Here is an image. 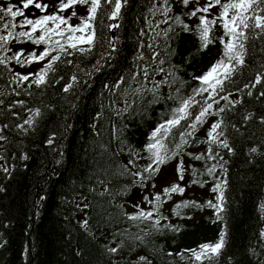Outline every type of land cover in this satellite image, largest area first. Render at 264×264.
<instances>
[{
    "label": "trees",
    "instance_id": "obj_1",
    "mask_svg": "<svg viewBox=\"0 0 264 264\" xmlns=\"http://www.w3.org/2000/svg\"><path fill=\"white\" fill-rule=\"evenodd\" d=\"M4 2L0 0V4ZM45 2L51 4L56 0ZM11 3L17 4L18 0H11ZM151 3L152 0H127L116 21H108L101 10L105 24L117 23L119 27L111 32L104 28L102 33L98 29V37L102 35L103 39L98 40L90 55L73 53L69 57L73 60L72 65H57L58 83L43 89L33 87L30 97L23 94L19 97L11 94L0 97L4 101L0 105V127L4 124L10 126L5 130L8 139L0 142V157H4L0 159V165H6L11 170L10 176L0 171V187L4 189L0 192V264H110V258L102 246L113 239L112 232L129 226L118 205L123 204L128 212L134 211L127 202L138 201L141 191L132 188L127 195H116L131 184L132 178L120 175L122 165L128 161L127 148L121 153L118 142L112 139V123L115 122L118 128L127 124V142L134 148L142 149L148 132L156 125L165 105L161 103L147 108L143 115H136L137 110L133 109L132 114L121 121L110 110L114 99L118 102L117 107L122 106L119 91L114 88L109 91L105 85L112 86L124 78L127 83L120 87L125 88L131 83L129 76L144 66L145 62L138 60V54L143 53L146 60L150 56L146 46L153 34L149 23L154 24L160 19L151 15ZM79 9L83 15L86 14L84 8ZM175 11H180L179 6ZM187 22L194 25L196 20L193 18ZM71 23L76 24L78 20L75 18ZM164 27L167 25H161V28ZM141 32L145 35L141 36ZM220 34L218 30L217 35ZM106 40L116 42L117 50L110 56ZM170 43L177 54L165 56L169 61L165 68L167 70L169 64L180 66L176 72L179 77L176 86L186 81L182 94H187L198 84L193 76L201 75L219 58L221 45L217 41L206 51L197 52L198 42L187 33L181 34L179 39L173 38ZM142 44L145 45L143 48ZM247 49V66L242 73L233 77L232 83L226 84L227 91L233 93L230 99L241 102L222 114L226 138L235 150L233 155L225 156L229 161L226 165V212L222 214V220L216 222L213 210L207 207L202 211L185 209L186 215L192 219L172 218V223L181 227L179 233L167 232L162 236L148 237V247H142L135 253L149 255L152 264H193L187 252L183 260L175 253L197 248L201 243L215 242L221 228L227 231L226 246L215 264L264 262V241L259 237L260 231L264 230V212L261 211L264 204V124L260 123L261 117H264V97H260L264 83L251 89L252 96H248V89L244 88L245 84L254 82L257 73H264V37L253 39L250 36ZM101 54L107 58L101 60L102 67L90 77L76 67L79 65L81 69L91 70L101 59ZM206 63L209 65L204 68ZM21 70L17 68V71ZM74 72L79 77V83L64 93L62 86ZM6 81L5 75V79L0 80V91L10 93L11 88ZM164 91L166 93L168 89ZM19 99L27 102L26 107L40 108L42 111L35 127L28 129L27 133L14 127L15 123H22V119L17 121L7 111L9 104ZM220 103L223 105L224 101ZM14 111L20 113L22 118L28 114L26 109L19 107ZM249 112L253 113V118L245 122L243 117ZM50 136L55 137L51 145L47 143ZM203 147L200 146L201 149ZM251 147H256L257 153H250ZM24 156L27 159H22ZM144 163L146 161H140V164ZM196 166L201 167L199 162H196ZM169 167L171 171L172 166ZM101 181L104 183L101 184ZM104 185L111 189L110 194L101 195ZM210 187V183L203 189L193 186L183 198L200 202L211 199L214 194L209 191ZM183 198L175 196L173 200L179 202ZM171 203L164 206L166 215H170ZM85 204L89 207L82 210ZM85 219L88 220L87 230L81 227ZM130 231L136 232L137 229L131 228ZM120 239L119 236L115 237L116 243ZM125 244L127 246L128 242L125 241ZM160 248L163 251H159ZM168 251L174 255L167 256ZM121 264L125 262L122 260Z\"/></svg>",
    "mask_w": 264,
    "mask_h": 264
},
{
    "label": "snow or ice",
    "instance_id": "obj_2",
    "mask_svg": "<svg viewBox=\"0 0 264 264\" xmlns=\"http://www.w3.org/2000/svg\"><path fill=\"white\" fill-rule=\"evenodd\" d=\"M126 3L127 0H56L51 4L45 0H18L17 4H13L11 0H5L0 4V80L7 76L6 83L11 92L0 91V97L8 94L30 97L33 87L43 89L54 86L59 82L56 79L57 65H72L73 60L69 57L73 53L90 55L98 40L103 39L102 35L98 37V29L102 33L104 28L111 32L119 27L117 23L105 24L101 10L108 21H116ZM77 6L84 8L86 14L78 15ZM177 6L180 8L179 12L175 11ZM50 8L53 10L49 11ZM29 10L30 14L26 15ZM149 11L153 18L160 17L154 24L149 23L153 33L149 37L151 42L146 45L150 56L146 60L143 53L138 54L137 58L145 62L144 66L139 72L129 76L131 83L125 88L120 87L127 83L124 78L112 86L105 85L109 91L113 88L119 91L122 106L117 107L118 102L114 99L110 110L121 121L126 115H131L133 109L137 110L136 115H143L147 108L161 103L165 105L164 110L159 113L156 125L148 132L142 149L134 148L127 142V124L118 128L115 122L112 123V139L118 142L121 153L127 148L128 161L122 165L123 171L120 175H129L132 178L131 184L126 185L116 195H127L132 188L141 191L138 201L127 202L134 211L128 212L123 204L118 205L129 226L112 232L113 239L102 246L110 258V264H121L122 260L125 264H152L149 255L135 253L142 247H148V237L162 236L167 232L179 233L181 227L173 224L172 218L192 219L186 215L185 209L202 211L207 207L213 210L214 222L222 220V214L226 212L225 192L228 187L226 165L229 161L225 156H231L235 151L226 138L222 114L231 111L241 102L230 99L233 93L227 91L226 84L232 83L233 77L242 73L247 66L249 37H264V0H203V3L201 0H152ZM73 18L78 23H71ZM193 18L197 23L193 25L187 22ZM161 25L167 27L161 28ZM218 30L222 34L217 35ZM184 33L195 37L198 42L197 52L206 51L217 41L221 45L219 58L201 75L193 76L198 84L187 94H182L186 81H181L176 86L179 80L176 72L180 66L169 64V68H165V64L169 63L165 56L177 54L170 41L173 38L179 39ZM140 35L144 36L145 33L141 32ZM105 43L110 56L117 50L116 42L106 40ZM24 44L30 45V50L16 47ZM144 46L141 45L142 48ZM106 58L101 54V59L96 61L91 70L81 69L79 65L76 67L90 77L94 71L100 70L101 60ZM17 68L31 70L21 72ZM78 83L79 77L74 72L70 80L62 86V91L68 93ZM262 83L264 73H257L254 82L244 85L248 89L246 94L252 96L251 89ZM165 89H168L166 93ZM260 97H264V91L260 92ZM221 101H224L223 105ZM3 103L0 100V105ZM26 103L24 99L14 100L7 108L17 121L22 119V123L17 122L14 127L23 133L34 128L42 116L40 108L26 107ZM16 107L26 109L27 116L22 118L20 113L14 111ZM252 118L253 113L249 112L243 120L246 122ZM260 123L264 124V117H261ZM206 124L207 128L204 127ZM9 127L8 124L0 127V142L8 139L5 130ZM202 129L204 131L201 136ZM54 139V136H50L47 143L51 145ZM201 145H204L202 149ZM249 152L257 153V148L251 147ZM22 159H27V156ZM141 160L146 163L140 164ZM196 162L201 167H197ZM169 165L172 166L171 171L168 170ZM0 171L6 176L11 175V170L6 165H0ZM209 183L213 198L203 202L183 198L186 191L193 186L203 189ZM158 185L160 187L157 190ZM2 191L4 189L0 187V192ZM106 193L110 194L111 189L104 185L101 195ZM175 196L183 199L175 202ZM169 202H172L170 215H166L164 206ZM88 207L85 204L82 210ZM261 211L264 212V204L261 205ZM81 227L88 229L87 219L81 222ZM131 228L137 231L131 232ZM117 236L121 237L119 243L115 240ZM226 236V228H221L215 242L201 243L197 248L182 249L175 255L183 260L184 253L187 252L193 264H205V261L207 264H215L226 246ZM259 237L264 241V230L260 231ZM125 241L128 242L127 246ZM112 244L115 246H111ZM159 251L163 249L160 248ZM252 253L256 255L255 250ZM166 255L171 257L174 253L168 251Z\"/></svg>",
    "mask_w": 264,
    "mask_h": 264
},
{
    "label": "rangeland",
    "instance_id": "obj_3",
    "mask_svg": "<svg viewBox=\"0 0 264 264\" xmlns=\"http://www.w3.org/2000/svg\"><path fill=\"white\" fill-rule=\"evenodd\" d=\"M186 238H189V236H186ZM184 241H187V239H184Z\"/></svg>",
    "mask_w": 264,
    "mask_h": 264
},
{
    "label": "bare ground",
    "instance_id": "obj_4",
    "mask_svg": "<svg viewBox=\"0 0 264 264\" xmlns=\"http://www.w3.org/2000/svg\"><path fill=\"white\" fill-rule=\"evenodd\" d=\"M199 212V211H198Z\"/></svg>",
    "mask_w": 264,
    "mask_h": 264
}]
</instances>
